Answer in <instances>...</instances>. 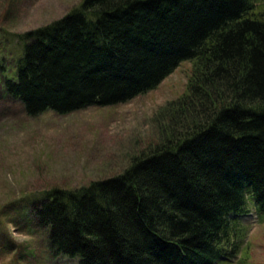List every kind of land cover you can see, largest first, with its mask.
Returning a JSON list of instances; mask_svg holds the SVG:
<instances>
[{"label": "trees", "instance_id": "1", "mask_svg": "<svg viewBox=\"0 0 264 264\" xmlns=\"http://www.w3.org/2000/svg\"><path fill=\"white\" fill-rule=\"evenodd\" d=\"M22 43L7 95L30 117L123 104L183 62L188 92L119 175L30 206L53 257L78 264H218L238 220H264V15L254 0H83Z\"/></svg>", "mask_w": 264, "mask_h": 264}, {"label": "rangeland", "instance_id": "2", "mask_svg": "<svg viewBox=\"0 0 264 264\" xmlns=\"http://www.w3.org/2000/svg\"><path fill=\"white\" fill-rule=\"evenodd\" d=\"M83 0H0V264H78L53 257L46 230L32 222L30 206L52 188L75 189L124 172L134 157L158 141L162 110L188 92L193 63L183 62L155 90L109 107L38 117L7 95L22 52L18 35L61 19ZM264 15V0H254ZM251 213L238 220L240 252L218 264H264V220Z\"/></svg>", "mask_w": 264, "mask_h": 264}]
</instances>
